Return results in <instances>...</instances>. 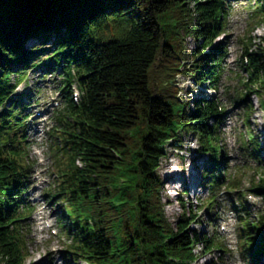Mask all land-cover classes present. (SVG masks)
<instances>
[{
    "label": "trees",
    "instance_id": "1",
    "mask_svg": "<svg viewBox=\"0 0 264 264\" xmlns=\"http://www.w3.org/2000/svg\"><path fill=\"white\" fill-rule=\"evenodd\" d=\"M254 1L252 17L264 22V0ZM230 11V0H0V264L28 258L32 163L28 115L16 88L48 55L63 64L48 198L71 216L68 225L60 218L66 260L194 264L197 245L202 254L225 251L214 236L190 228L200 222L197 214L184 211L176 224L168 218L159 168L166 145L176 142L180 150L193 132L198 151L212 157V172H220L215 181L226 180L219 132L225 108L210 95L185 101L178 77L219 90L227 48L214 45ZM188 35L198 43L191 61ZM243 57L248 80L239 101L247 103L250 123L247 97L257 95L264 109V45H247ZM243 144L257 158L264 150L253 133ZM252 190L264 194V178ZM207 204L215 206V197ZM240 222L242 254L263 264L264 215Z\"/></svg>",
    "mask_w": 264,
    "mask_h": 264
},
{
    "label": "rangeland",
    "instance_id": "2",
    "mask_svg": "<svg viewBox=\"0 0 264 264\" xmlns=\"http://www.w3.org/2000/svg\"><path fill=\"white\" fill-rule=\"evenodd\" d=\"M230 2L231 11L227 19L226 33L217 38L214 45L227 48V54L223 59V74L219 90H209V87L203 89L186 75L179 76L178 82L182 98L187 102L192 103L194 98L209 94L220 98L226 109L225 117L219 126L226 153L224 155L227 156L225 164L228 166L225 167L224 164V167L227 170L226 177L229 176L238 190L228 191L226 182H229V179L222 182L219 187L211 186L214 176L212 159L209 154L202 155L198 151L199 138L193 132L184 135L183 148L180 150L176 149V142L166 145L167 156L162 159L159 174L164 181L162 195L168 218L176 224L184 211L197 214L200 222L193 223L190 228L198 233L203 232L208 237L217 234L219 236L217 241L226 245L229 250L227 253L206 254L207 256L202 259L203 263L215 260L218 264H251L241 255L238 246L237 235L241 226L238 217L246 215L244 209L238 208H240V198L242 194H245L249 214L264 215V194L249 190L254 183L264 178V150L258 159L243 146L242 141L244 137L254 132L264 148V109L257 95L248 94L247 99L253 101L254 114L249 120L250 123H247V103L240 102L239 97L246 93L245 84L248 80L243 55L247 45L250 50H257L259 46L264 45V22L258 23L256 20L258 18L252 17V13L258 6L254 0H230ZM47 47L48 52L52 50L49 45L46 49ZM197 47L195 38L188 35L186 37L188 61L192 60V51ZM44 58V62L41 61L39 67L27 73V83L17 90L19 94L24 95L22 99L27 107L25 113L34 115L28 122L31 128L28 141L30 142V159L36 161L35 177L31 180L27 196L28 199L37 196L40 200L34 203L33 215L24 224L31 239L28 241L26 264H87L82 261H68L61 253L65 239L61 235L62 227L59 224V218L65 215L63 220L68 225L69 216L63 207L58 206V200L50 201L48 196H45L53 189L51 171L54 159L50 149L53 138L48 130L56 124V115L63 108L62 103L65 98L59 94L58 87L61 83L60 73L63 64L57 66L50 55ZM57 102L59 105L55 106ZM39 112H42L48 121L45 117L40 118ZM42 128L45 131L44 135L40 131ZM38 151H41L40 155ZM174 172H177L176 176L180 180L171 187L167 182V176ZM193 178L196 181L194 189L189 186ZM249 194L256 195L254 199H250ZM211 196H216L217 199L213 207L207 204ZM41 218L48 219L49 223L53 224L52 229L45 228ZM223 225L226 230H222ZM52 230L56 231L57 235ZM196 250L197 254H201L200 245L196 247Z\"/></svg>",
    "mask_w": 264,
    "mask_h": 264
},
{
    "label": "bare ground",
    "instance_id": "3",
    "mask_svg": "<svg viewBox=\"0 0 264 264\" xmlns=\"http://www.w3.org/2000/svg\"><path fill=\"white\" fill-rule=\"evenodd\" d=\"M176 175H177V172H174L171 175L167 176V182L169 183L171 187L173 184L176 183V181L180 180L179 177H177ZM195 185H196V181H195V178H193L189 186L190 188L194 189L196 187Z\"/></svg>",
    "mask_w": 264,
    "mask_h": 264
}]
</instances>
